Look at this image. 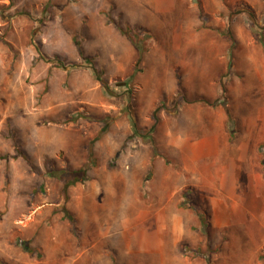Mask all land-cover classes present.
I'll return each mask as SVG.
<instances>
[{"label": "rangeland", "instance_id": "rangeland-1", "mask_svg": "<svg viewBox=\"0 0 264 264\" xmlns=\"http://www.w3.org/2000/svg\"><path fill=\"white\" fill-rule=\"evenodd\" d=\"M2 222L92 264H264V0H0Z\"/></svg>", "mask_w": 264, "mask_h": 264}, {"label": "crops", "instance_id": "crops-1", "mask_svg": "<svg viewBox=\"0 0 264 264\" xmlns=\"http://www.w3.org/2000/svg\"><path fill=\"white\" fill-rule=\"evenodd\" d=\"M15 206L13 205L12 208ZM75 219L77 220V228L79 231V221L77 218ZM20 226L9 225L7 222L0 223V264H49L47 253L49 251L48 249L51 248L57 250L56 256L58 262L56 261L55 264H92V255L88 251L80 253V257L78 258L74 257V253L69 254L71 257H64L68 256V253L62 251L63 238L60 237L57 230L52 228L44 229L40 223L32 227L22 228ZM70 233L73 235L71 224ZM73 237L75 236L73 235ZM79 238H76V240L78 241ZM21 242L27 243L35 251H42L44 255L37 257L36 254L38 252L35 255L28 254L20 245ZM66 258L69 259L67 260Z\"/></svg>", "mask_w": 264, "mask_h": 264}, {"label": "trees", "instance_id": "trees-1", "mask_svg": "<svg viewBox=\"0 0 264 264\" xmlns=\"http://www.w3.org/2000/svg\"><path fill=\"white\" fill-rule=\"evenodd\" d=\"M230 24L228 25V29L231 32V28H232V21L229 22ZM123 33V31H122ZM141 54H143V52L141 51ZM142 58V56H141ZM162 110V106L158 108V110L154 113V127L152 130H155L157 125L159 124V119H158V113ZM135 127V124H134ZM136 129V127H135ZM137 133L139 134L140 132L136 129ZM107 132V129L102 131L101 136H103L105 133ZM100 136V137H101ZM96 160H95V152L92 150H90V154H89V158L87 163L82 166L81 169L76 170V171H63L61 173V177L67 176L68 181H66V190L70 187L75 186L76 184L79 183H85L87 181H89V172L91 171L92 168L96 167ZM68 218H69V222L71 224V231L73 233V235L78 239L79 238V231L77 228V220L75 219L74 216L69 215L68 213ZM20 245L23 247L24 251L27 252L30 255H35L38 251H35L34 249L30 248V246L27 243L21 242Z\"/></svg>", "mask_w": 264, "mask_h": 264}]
</instances>
